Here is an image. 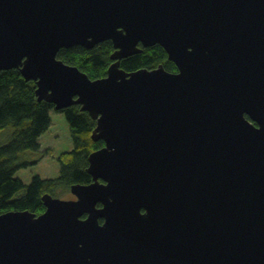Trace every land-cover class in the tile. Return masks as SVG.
I'll return each instance as SVG.
<instances>
[{
	"label": "water",
	"instance_id": "obj_1",
	"mask_svg": "<svg viewBox=\"0 0 264 264\" xmlns=\"http://www.w3.org/2000/svg\"><path fill=\"white\" fill-rule=\"evenodd\" d=\"M105 42L102 79L58 59ZM157 45L176 73L121 68ZM11 70L104 147L75 199L0 215V264H264V0H0Z\"/></svg>",
	"mask_w": 264,
	"mask_h": 264
},
{
	"label": "trees",
	"instance_id": "obj_2",
	"mask_svg": "<svg viewBox=\"0 0 264 264\" xmlns=\"http://www.w3.org/2000/svg\"><path fill=\"white\" fill-rule=\"evenodd\" d=\"M140 48L142 54L121 62L123 70L134 72L163 66L169 72L178 71L161 46ZM114 52L112 42H105L92 50L82 47L63 49L58 59L69 66L78 67L92 80H97L107 76ZM36 89V83L26 82L19 70L0 73V132L9 127L14 129L8 143L0 146V215L25 210L41 215L45 212L42 198L46 194L58 198L61 192L70 191L74 185L91 184L93 180L87 172L88 158L104 147L103 141L92 140L97 124L88 113L81 111L80 106L57 111L51 104L38 102ZM52 111L65 115L74 148L60 157L61 175L58 179L35 177L30 185H25L15 177L16 173L30 166L23 159L25 152L40 150L39 139L51 127Z\"/></svg>",
	"mask_w": 264,
	"mask_h": 264
},
{
	"label": "rangeland",
	"instance_id": "obj_3",
	"mask_svg": "<svg viewBox=\"0 0 264 264\" xmlns=\"http://www.w3.org/2000/svg\"><path fill=\"white\" fill-rule=\"evenodd\" d=\"M52 124L50 129L39 139L40 150L28 151L23 159L30 163L26 169L16 173V178L30 185L35 177L55 180L60 176L59 159L63 154L71 152L74 148L69 123L64 114L51 112ZM14 129L9 127L0 132V145L6 144ZM62 200L75 199L70 191L61 192L58 196Z\"/></svg>",
	"mask_w": 264,
	"mask_h": 264
},
{
	"label": "bare ground",
	"instance_id": "obj_4",
	"mask_svg": "<svg viewBox=\"0 0 264 264\" xmlns=\"http://www.w3.org/2000/svg\"><path fill=\"white\" fill-rule=\"evenodd\" d=\"M63 62V61H62ZM69 66V65H68ZM74 67V66H73ZM76 68H78V67H76ZM78 70L79 71H81L79 68H78ZM82 72V71H81ZM13 135V134H12ZM11 138V137H10ZM10 140V139H9ZM8 143V142H7ZM40 144V143H39ZM5 145V144H4ZM1 146V145H0ZM3 146V145H2ZM88 165L90 166V164L88 163ZM89 168V167H88ZM88 170V169H87ZM88 172V171H87ZM60 175H61V166H60ZM16 177V176H15ZM60 177V176H59ZM25 184V183H24ZM26 185V184H25ZM42 201H43V199H42ZM43 204H44V202H43ZM44 207H45V205H44ZM26 211H28V212H30V213H32V214H35L36 216H41V215H43V214H41V215H37L36 213H33V212H31V211H29V210H25V211H11V212H26ZM45 211H46V207H45ZM9 213V212H8Z\"/></svg>",
	"mask_w": 264,
	"mask_h": 264
}]
</instances>
